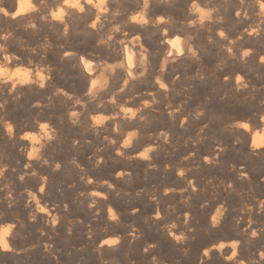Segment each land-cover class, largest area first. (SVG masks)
<instances>
[{"label": "rangeland", "instance_id": "1", "mask_svg": "<svg viewBox=\"0 0 264 264\" xmlns=\"http://www.w3.org/2000/svg\"><path fill=\"white\" fill-rule=\"evenodd\" d=\"M10 1L11 0H5L6 7H9ZM214 1L215 0H210V3L219 7L220 14L223 16V23L221 24L206 25L203 29L196 28L195 30L189 29L188 27L186 28L185 24L183 23L185 20L186 0H174L176 5L174 4L170 7L167 6L168 9L166 7L163 8L161 4H158L162 8L161 9L159 7V9L158 6L154 4L155 6L151 7L153 8V10L149 11L152 12L149 13L150 17L152 18L161 15L165 17H172V22L170 25H162L157 28L149 24V27L151 28L147 30L148 32L139 27H136V29H134V27L126 26L127 30L125 28L126 31H128L129 29L128 32L130 36L135 35V33L136 35L139 34L141 36V42L150 50V54L153 55H150L151 70L149 69L148 72L150 76L147 74L142 78V80H136L134 81V83L131 82L129 86L130 91L129 89L125 91L127 95L124 92L123 94L125 96L121 94L123 97L120 95V98H118L119 101H123V98L136 94V92L138 91L137 93L141 95H139L137 97V100L134 101L130 106H138L141 100L148 98L146 97L147 93L152 92L150 91V89H148L149 85L147 84L153 81V76L158 73L157 68L159 69L165 51L169 48L168 44L162 43V41L167 38H164L163 34L161 33V27L168 28V38H173L176 36L184 38V36L188 34H193V46L198 50V56L200 57L199 60L188 58L184 62L172 61L171 65H169L170 63L167 65L168 67H166L165 69L166 71L164 79L165 82L169 85V91L167 94H165L163 91H160V94L158 93L160 102L157 106H155L156 111L152 109L145 110V121L141 122L139 120H136L134 121L136 122V125H131L129 124L130 122L128 123L126 121H117L120 124L122 130H140V135L134 142V146L128 149V155L130 154L129 156H135V154L144 146L155 143L156 137L158 136L159 132L166 131L169 134V143L164 144L162 142H159V147L152 154L153 159L151 161H144L140 160L139 158L126 159L115 155V147L109 144L107 141H104L105 136H109V138H115L117 140L120 139L119 136L112 132V128L114 125L113 121H108L109 125L106 123L107 125H105V130L101 129L99 130V132H94L89 127L85 128L82 126V124H79L81 128L79 127V125H68L69 121H64V119L65 117L68 118L66 115L69 108V101L63 96H56L55 99H44L45 102L42 103L43 109L41 107L37 109V115L41 116L44 113L39 121L49 122L50 125L54 127L56 126L57 128L59 127L57 129L59 135L56 139L54 148L50 150L51 153L49 152L48 158L58 157L57 159H55V163H60L62 167L59 171L51 170L48 171V173L45 172V175L42 174L43 176L47 177V182H49L46 183V189L43 193L44 196L42 194L41 196H38V199L40 198L42 200V203L48 204L49 211H51L52 214L55 213L54 215L57 214L59 216L60 223L54 230H52L50 227L45 228V224H43V222L40 223L39 221H36L26 223L24 231L27 232L28 242H36L37 240L39 242L41 239H46L45 242H49L48 237L51 236V243H53L56 254L63 257V264H97L98 261L108 257L104 251H97L100 242L105 238V236H119L121 238L120 244H124L123 247L125 249H128V255H134L136 257L138 264H148L145 255H143L142 253V249L147 242L155 243L157 245L155 252L158 253L164 264H195V260L192 254H194L193 251L196 250L198 244L201 241H207L208 238H217L215 237L218 235L217 231L208 232L204 229L202 225V214L200 211L198 215H193L186 207H184L185 205H182L184 204L183 199L180 200L177 196V198L175 196L168 197V195H164L163 192V189L165 187L175 182V178L178 177L177 169L181 168L187 170L185 176L182 178L188 177V179L193 180V183L196 182L197 184H199V189L194 198L197 201H201L202 205H205V201H207V203L209 201H214L213 199H215V196L220 195L222 188H227L230 184L231 189L234 188L232 179L233 177L239 175L241 171L247 174H264V157L261 156V154L256 150L254 153L253 150L249 149L250 147H248L246 151L242 149V144L245 139L248 140V143L250 144V136L252 135V133L254 134V131L256 130V127L253 126L254 121L256 119L259 120V116L261 114H264V64L259 63V56L264 55V45L262 44V46L258 42L253 43V38L250 39L249 37L245 36V34L242 39L238 40L236 44L232 45L233 52L237 56H239L241 50L251 48L253 50V54L246 58L244 62H240L239 60H232L225 50V46L228 42L218 37L217 32L219 30H223L225 31L229 39L234 40L242 33L244 25L242 22H239L233 15V9L236 7V0ZM126 4L130 6H127ZM131 4H134V0H121V10L122 12L124 11L123 14H128L129 11L130 14L132 11L138 9ZM0 20L2 21H0V26H7L9 30L14 31V39L16 40H14V43L16 44V46H18L16 47L14 43H12L13 39H10V42H8L10 51L12 49L13 52H17L18 50H20V41H24L28 46L33 47L42 43L45 36L48 38V43L50 46L47 48L46 52H44L45 58L43 60V63L52 68V82L54 83H52L53 86L55 85L56 88H63L69 94L80 95L83 93V91L81 92L82 82L77 71V67L79 66L78 63H80V54L86 56V58L95 57L97 59H104L109 62L118 61V59L112 57L113 50H106V46H103L105 49L102 46H99L98 51V46H96L97 40L95 41V39H93L91 36L87 34L85 35L79 28V30H75L77 32H75L74 30H70V32H72L70 33V38L66 40L65 37L61 34L62 30H57L54 25L53 26L55 28L52 27V25H47V23H44V25L42 23L40 24L42 26L39 25L40 28L39 31H36V34V32L34 31H25L22 27H18V25L20 26V23L17 20V22H12L10 19H5L3 17H0ZM43 26H45L46 28ZM80 31L82 34L78 36V33L80 34ZM57 33L60 35H57ZM61 35L62 37H60ZM80 36H82V39ZM74 37L76 40L74 39ZM209 37L212 38V43H209ZM56 38L58 40H56ZM86 39H88V41H86ZM69 42H72V44L75 43V48H71ZM85 44L88 47H85ZM65 45L66 47L68 45L69 46L66 48ZM117 46L119 45H115L113 47ZM166 46L167 48H165ZM162 48H164V50ZM52 49L54 50V52L52 51ZM67 49H70L73 53H75V55H73L75 60L70 59L68 60L69 62L62 60V58H64L63 52L68 51ZM55 53L59 55H56ZM107 53H109L110 55ZM52 54L55 55L53 56ZM58 56L59 58H57ZM38 57L39 56L31 59H33L34 62H37L39 61ZM26 59H28V57L24 58V60ZM155 61L156 63L158 62L159 65L154 63ZM222 61L224 62L223 70H218L216 68V65L218 63H221ZM151 62L155 65L153 66ZM171 66H173L174 68H171ZM169 69H172L170 70V73H168ZM200 74L204 76V79L199 78ZM237 74L243 75L245 77L246 82L249 83L248 90H241L239 92L235 90L234 78ZM148 76L151 78V80L149 78L147 80ZM226 76L229 77V79L226 80ZM111 80L112 82L110 81V85L113 88L110 87L111 90H108L109 93L107 95H110L111 91L116 90L122 83V79L118 76L117 73L111 78ZM146 80L148 81V83L146 82ZM153 89L156 88L154 87ZM53 101H55V103ZM44 103L47 107L49 104L51 105H49L48 107V109H50V112L49 110H45ZM169 104L173 105V107H179L181 109V111L176 113L174 118H170L168 115V112L170 111V109L168 108ZM25 105L26 104L23 103L18 106L19 112H21L20 114L18 113L19 115L24 116L26 115V113L29 114L34 112V109H36L33 108V105ZM95 106L96 104L94 103L88 104L86 107L87 111L85 112V115L83 117L89 118L88 114L90 113L110 115L114 111L112 110L110 113V110L105 106L104 108H106L107 110H103L104 108L98 109ZM25 107L28 109H25ZM40 109H42V111ZM197 109H200L204 112V115L199 119L194 118V112ZM83 117L82 119H84ZM186 117V123L181 126V121L185 120ZM187 121L189 123H187ZM62 122L64 126L61 125ZM241 122L250 123L249 127L250 129H252V131L248 130L247 135L243 133L242 129H235L231 127L232 124ZM137 125L138 127H136ZM108 126L111 130H109ZM36 129L26 126L22 129V131L25 132L21 131V135L26 132H35ZM201 129H203V131H201ZM84 135H88L87 137L89 139H85L86 136ZM101 135L105 136L100 137ZM110 135H113V137H111ZM150 138H152V140ZM236 138H240L239 144L235 142L237 140ZM76 140L79 144H74V141ZM84 140L86 141V143ZM106 143L108 144L106 145ZM227 143H229V145ZM136 145L139 146L136 147ZM219 147H222L223 149H220ZM8 149L9 147L5 148V150ZM98 149H100V152L97 151ZM219 149L221 152L219 151ZM213 151H216L220 155L215 154ZM104 152L106 153L104 154ZM250 152L251 154H253L251 155ZM108 153L110 156L108 155ZM186 156L190 158L185 160L184 157ZM98 157H102L104 164L102 163L101 166L96 167L94 162ZM104 157H107V159ZM205 157H207L208 160L210 159L209 161L211 162H206ZM73 158H77L76 160L79 162V164L83 167V169L85 168L83 173L80 171V169L76 168L71 163ZM90 159L93 160L90 161ZM150 163H152V165ZM126 170H130V176H124L122 178L119 177V179L116 178V173L118 171L126 172ZM50 172L52 174H55L52 175L50 174ZM234 173H236L237 175ZM81 175L95 178V181L107 180L111 182L114 186L112 189V196H107V199H104L102 196L103 201L99 202L97 200V207L94 209H90L88 207V198L86 196L82 197L80 193H87L89 191L96 190L97 185L95 183H93L94 186L93 184L87 185L83 183L80 180ZM29 182L30 183H28L26 191L34 190L32 189V181ZM226 184H228V186H226ZM97 190L100 191L101 189ZM162 193L163 196H166L164 199H160L159 197V195H161ZM42 196L44 197V199H42ZM166 199L169 201H167ZM230 199L231 201H233L232 196H230ZM65 205L67 206L66 209ZM108 207H112L117 211L118 215L120 216L119 223L110 222L107 219ZM157 210H159L161 213L160 220H156L154 218ZM185 213L187 214L188 224L190 223L189 225L184 224ZM172 221L177 222L178 225H180L181 230L187 231V229H191V231L187 232V235L188 233L193 234L192 237H189V239H192L191 245L185 247V249H187V254H185L184 248V252L182 251L181 253H178L173 247H171V238H169L167 233L162 230V226L164 224ZM132 228L137 229L139 233L142 234L141 240L131 242L132 237L129 235V232ZM69 229H71L70 235L68 232ZM41 230L46 231V235L43 238L40 237ZM107 231L111 233H109L108 235H103V233ZM122 239L131 240H129L127 243H124ZM170 249L173 251H171ZM38 250L39 249L37 248L35 251H33L30 254L31 256H29V258L35 259L36 261L40 260L39 257L41 253ZM189 253L191 255H189ZM116 260L111 264H124V259H122L121 256L117 257Z\"/></svg>", "mask_w": 264, "mask_h": 264}, {"label": "clouds", "instance_id": "2", "mask_svg": "<svg viewBox=\"0 0 264 264\" xmlns=\"http://www.w3.org/2000/svg\"><path fill=\"white\" fill-rule=\"evenodd\" d=\"M163 3L172 6L174 0H163ZM150 0H138V9L131 12L125 19L121 20L123 15L121 10V0H16L15 7H6L5 0H0V15L4 18L16 21L17 18L23 19V24L18 26L23 30L39 31V25L47 23L50 26L53 24L63 25L62 35L67 37L69 35L70 25L68 23L69 18L73 13L83 15L88 13L90 15V21L86 25L91 30L103 32L97 39V46H121L119 49V59L116 62H109L104 59H97L95 57H88L81 55L79 61L84 69H87V75L90 77L89 86L80 95H72L65 91L63 88H56L52 95L63 96L69 101V108L67 112L68 121L73 126H78L81 123V118L85 115L86 107L88 104L95 103L98 109L104 108L105 104L113 106V114H88L89 115V128L94 132H99L106 125V122L113 121L114 125L112 132L120 137L119 140L115 138L104 137V140L109 144L115 146V155L121 158L132 159L139 158L144 161H151L152 154L158 149L159 142L164 144L169 143V134L166 131L159 132L156 137V143L144 146L139 150L135 157L129 156L128 149L134 146V142L140 135L139 129L122 130L119 121L132 122L139 120L141 122L146 120L144 114L145 110H155V106L159 104L158 93L163 91L165 94L169 91V85L165 82V69L169 63L173 60L180 58L187 53V58L193 60H199L198 50L194 48V35L188 34L184 36L183 42L185 48H181L182 40L180 36L174 39H164L162 43L170 44V48L166 49L163 56L162 63L158 69V73L153 76V83L156 86L155 91L148 92L147 97L141 100L138 106H130L137 97L141 94L136 93L126 97L123 101H119L118 98L126 90L129 89L130 83L135 80H139L145 77L150 69V50L141 42V36L139 34L130 36L128 31L125 30L126 25L129 23L137 25H149L153 27H160L162 25L167 26L172 22V17H165L163 15L155 18L150 17ZM234 17L242 22L244 27L242 33L232 40L226 35L225 31L219 30L217 32L218 37L227 41L225 46L226 52L232 60H239L244 62L246 58L253 54L251 48L241 50L239 56L233 52L232 45L244 37L246 34L249 38H261L264 37V0H236V7L233 9ZM189 29L195 30L196 28L203 29L206 25L221 24L223 23V16L220 14L219 7L210 3V0H186L185 5V20L183 22ZM161 32L165 38L168 37V28H161ZM14 31L9 30L7 26H0V91L6 90L9 96L16 93L14 99L19 100L20 95L17 92L18 86L35 85L40 89L46 88L47 84L52 81V68L43 63L45 58L44 52L50 46L48 38L45 36L42 43L37 46L30 47L24 41H20L21 51H26L29 57L39 56V61L34 62L33 59H22L16 52H12L9 49L8 41L14 39ZM212 38L209 37V43H212ZM131 45V47H129ZM133 48L137 50L133 52ZM113 50H116L113 47ZM75 55L73 52H63V57H70ZM135 57V61H134ZM223 61L216 65L218 70H223ZM259 63L264 64V55L259 56ZM97 68V71L93 73L91 70L93 67ZM121 71L124 73V79L121 85L110 95L104 94L110 89L111 78ZM200 79H204L202 74L199 75ZM229 79V77H225ZM234 88L237 92L241 90H248L249 83L246 82L243 75L237 74L234 78ZM8 101L5 99L0 102V110H3ZM79 106V110L78 107ZM34 108L39 109L40 103L33 104ZM170 111L168 115L170 118H174L176 113L181 111L179 107H173L169 104ZM204 115V112L197 109L194 112V118L199 119ZM181 121V126L186 122ZM260 121H264V114L259 116ZM0 124L3 125L6 130V134L9 138L14 137V125L13 123L0 118ZM37 129L35 132H26L19 138L24 141L31 142V147L26 150V157L29 163L25 165L26 168H32L31 161H39L42 166H52L54 171H59L62 167L60 163L50 165V161L43 157L42 150L54 142L58 137V130L50 125L49 122L37 121ZM231 127L235 129H244L251 131L249 123H236ZM203 131V129H201ZM239 143V139L235 141ZM78 143L74 141V144ZM264 148V124H260L256 127L255 134L252 136L250 149L255 150ZM97 151H100L98 149ZM190 157H184L185 160ZM206 162H211L205 157ZM71 163L83 173L84 169L79 162L73 158ZM103 163L102 157H98L95 160V166L99 167ZM15 171V169H13ZM186 169H177V175L184 177ZM8 172V166L6 164H0V181L5 179ZM31 175L36 176L37 172L33 170ZM131 173L118 171L117 177L130 176ZM247 174L240 173L241 178H246ZM25 175H19L18 180L23 182ZM41 184L38 188V193L45 192V185L47 183V177H40ZM80 180L87 184L92 185L95 183L97 189H113V184L107 180L95 181L92 177L81 175ZM231 187V185H229ZM195 191V188L192 189ZM0 191L6 192L7 207L12 208L16 203V196L7 183L0 185ZM170 189H164V195H167ZM38 193L27 190L26 198L27 205L30 209L29 221L35 222L40 214L47 213V220L45 221V228H51L54 230L60 223L58 215L52 214L49 211L47 203H42L41 199H38ZM80 195L88 198V207L94 209L97 207V198L103 195L104 199H107V195L102 194L99 190H92L87 193L81 192ZM67 206L65 205V209ZM259 209L264 211V201L259 203ZM107 219L110 222H120V216L117 211L112 207H108ZM228 211L224 204H220L214 210V214L211 215V227L215 228L222 222V218ZM242 211L250 213L252 211L250 206H246ZM156 220L161 219V213L156 211ZM240 221L237 220V224ZM184 224H188L187 214H185ZM25 222L19 217H12L11 219H5L0 214V264H6L4 258H12L11 264H22L23 258H27L37 248L42 249L43 253L50 257L53 264H57L56 252L51 243V236L48 237L49 242H44L42 239L38 242H28L27 233L24 231ZM251 229V231H249ZM162 230L167 233L178 245H183L185 241L189 239L187 232L191 229L181 230L180 225L177 222L172 221L164 224ZM69 235L71 229L68 230ZM245 234L249 239L257 238L261 234H264V228H253V221L249 219L247 228L244 229ZM46 232L41 230L40 237L43 238ZM132 237V241L142 239V234L135 228H132L129 232ZM121 242V238L116 236L115 238L105 239L104 245L118 246ZM130 242V243H131ZM241 245L240 240H233L230 243L218 242L202 251L201 264H204V258H208L210 253L214 250L224 255V259L230 264H264V249H258L252 256L247 259L239 258V247ZM157 245L155 243H146L142 249L143 255H145L148 264H164L158 253L155 252ZM228 248L230 254H224V249ZM99 252V248L97 249ZM185 254L187 249L184 250ZM103 264H111V261H103ZM124 264H138L134 255H128L124 261Z\"/></svg>", "mask_w": 264, "mask_h": 264}, {"label": "bare ground", "instance_id": "3", "mask_svg": "<svg viewBox=\"0 0 264 264\" xmlns=\"http://www.w3.org/2000/svg\"><path fill=\"white\" fill-rule=\"evenodd\" d=\"M127 1V0H125ZM176 1V0H175ZM216 1V0H215ZM214 1V2H215ZM218 1V0H217ZM129 2V1H128ZM6 3V2H5ZM131 3V2H130ZM158 6V8L160 7L158 4H161V6H163V8H167V6H169L168 4H165L163 3V0H150V10H153V8H151L152 6H155V5ZM175 4V2H174ZM173 4V5H174ZM127 5V4H126ZM125 5V6H126ZM133 6H135L136 8H138V0H134V4H131ZM176 5V4H175ZM178 5V4H177ZM214 5V4H213ZM16 6V0H11L10 3H9V8L11 7H15ZM127 6H130V5H127ZM126 6V7H127ZM170 7V6H169ZM181 7V6H180ZM133 8V7H132ZM156 8V7H155ZM161 8V7H160ZM159 8V9H160ZM130 9V7H129ZM128 9V11H129ZM134 9V8H133ZM131 9V10H133ZM162 9V8H161ZM168 9V8H167ZM172 9V8H171ZM179 9V8H178ZM125 10V9H124ZM170 10V9H169ZM126 11V10H125ZM172 11V10H171ZM124 12V11H123ZM130 12V11H129ZM128 12V14H129ZM133 12V11H132ZM155 12V11H154ZM178 12V11H177ZM149 13H152V12H149ZM127 13L123 14L120 19H125L126 16L128 15ZM150 15V14H149ZM170 15V14H169ZM177 15V14H176ZM0 17H3L2 15H0ZM170 17V16H169ZM227 17V16H226ZM4 18V17H3ZM7 19V18H5ZM1 21V20H0ZM17 21L21 24H23V19L22 18H17ZM16 21V22H17ZM90 21V15L88 13H85L83 15H80V14H76V13H73V15L69 18L68 20V23L70 25V30H77L78 28L86 35H89L91 36L93 39H95V41L101 36L103 35V32H98L96 30H91L89 28L86 27V25L89 23ZM2 22V21H1ZM13 22V21H12ZM178 22V21H177ZM174 24V23H173ZM17 25V24H16ZM44 25V23H43ZM49 25V24H47ZM57 30H62L63 28V25H60L58 23L56 24H53ZM52 25V27H54ZM19 26V25H18ZM42 26V25H40ZM46 26V25H45ZM43 26V27H45ZM50 26V25H49ZM126 26H130V27H134V29H136V27H139V28H143L144 30H149L151 27H149V25H144V26H141V25H137V24H132V23H129L127 24ZM174 26V25H173ZM47 27V26H46ZM45 27V28H46ZM54 27V28H55ZM40 28V27H39ZM48 28V27H47ZM159 28V27H158ZM162 28V27H161ZM187 28V27H186ZM14 29V28H13ZM17 29V28H16ZM42 29V28H41ZM50 29V28H49ZM52 29V28H51ZM78 29V30H79ZM198 29V28H197ZM22 30V29H21ZM46 30V29H45ZM69 30V35L67 37H65L66 40H68L70 38V32ZM127 30V28H126ZM131 30V28H130ZM139 30V29H138ZM32 31V30H31ZM80 31V34L78 33V36L81 35ZM129 31V29H128ZM133 31V30H132ZM137 31V30H136ZM143 31V30H142ZM156 31V30H155ZM159 31V29H158ZM36 32V31H34ZM61 32V31H60ZM59 32V33H60ZM77 32V31H75ZM74 32V33H75ZM79 32V31H78ZM148 32V31H147ZM184 32V31H183ZM188 32V31H187ZM20 33V32H19ZM39 33V32H38ZM129 33V32H128ZM162 33V32H161ZM35 34V33H34ZM37 34V32H36ZM24 35V34H23ZM27 35V34H26ZM55 35V34H54ZM57 35H60L57 33ZM73 35H76V34H73ZM136 35V33H135ZM150 35V34H149ZM152 36V35H151ZM174 36V35H173ZM246 36V35H245ZM41 37V36H40ZM62 37V35L60 36ZM81 39H82V36H80ZM172 37V36H170ZM177 37V36H176ZM176 37H173V38H168L167 39H174ZM29 38V37H28ZM77 38V36H76ZM165 38V37H164ZM181 40H182V44H181V48L184 49L185 48V44L183 42V38L180 37ZM32 39V38H31ZM35 39V38H34ZM64 39V40H65ZM75 39V37H74ZM155 39V38H154ZM251 39V38H250ZM14 40L12 41V43H14ZM18 40V39H17ZM36 40V39H35ZM56 40H58L56 38ZM55 40V41H56ZM60 40V39H59ZM62 40V39H61ZM71 40V39H70ZM76 40V39H75ZM80 40V39H79ZM16 41V40H15ZM86 41H88V39H86ZM157 41V40H155ZM251 41V40H250ZM253 43L254 42H258L260 43L261 45L263 44L264 45V37H261V38H253L252 39ZM10 42V41H8ZM27 42V41H26ZM62 42V41H61ZM80 42V41H79ZM152 42V41H151ZM18 43V42H17ZM150 43V42H149ZM54 44V43H53ZM52 44V45H53ZM62 44V43H61ZM67 44V43H66ZM70 47L71 48H75V43L72 44V42L70 43ZM80 44V43H78ZM77 44V45H78ZM82 44V43H81ZM88 44V43H87ZM89 44H90V41H89ZM14 45L16 46V44L14 43ZM33 45V44H32ZM55 45V44H54ZM53 45V46H54ZM59 45V44H58ZM95 45V44H94ZM262 45V46H263ZM11 46V45H10ZM14 46V47H15ZM18 46V45H17ZM16 46V47H17ZM69 46V45H68ZM67 46V47H68ZM97 46V45H96ZM152 46V45H151ZM169 48H170V44H168ZM20 47V46H19ZM66 47V45H65ZM66 47V48H67ZM85 47H88L86 44H85ZM84 47V48H85ZM92 47V46H91ZM95 47V46H94ZM103 47V46H102ZM121 46H117L115 47L116 50H113V46H106V50H113L112 51V54L114 58L116 59H119V48ZM129 47H131V45H129ZM155 47V46H154ZM164 47V46H163ZM13 48V47H12ZM63 48V47H62ZM104 48V47H103ZM112 48V49H110ZM167 48V46L165 47ZM18 49V48H17ZM65 49V48H64ZM98 51H99V47H97ZM105 49V48H104ZM164 50V48H162ZM13 50V49H12ZM11 50V51H12ZM16 50V49H15ZM60 50V49H59ZM66 50V49H65ZM68 50V49H67ZM70 50V49H69ZM68 52H72L71 50ZM73 50V49H72ZM85 50V49H84ZM83 50V51H84ZM96 50V49H95ZM102 50V48H101ZM100 50V51H101ZM17 51V50H16ZM52 51L54 52V50L52 49ZM57 51V50H56ZM81 51V50H80ZM79 51V52H80ZM82 51V52H83ZM136 51V48H133V52ZM13 52V51H12ZM107 52V51H106ZM154 52V51H153ZM18 55H20L22 57V59L24 58H34V57H29L28 54L26 53V51H21L18 50L16 52ZM50 53V52H49ZM59 53V51H58ZM84 53V52H83ZM101 53V52H100ZM44 54V53H43ZM56 54V53H55ZM54 54V55H55ZM78 54V53H77ZM106 54V53H105ZM109 54V53H107ZM158 54V53H157ZM256 54V53H255ZM53 55V54H52ZM53 55V56H54ZM56 55H59V54H56ZM110 55V54H109ZM51 56V55H50ZM52 56V57H53ZM81 56V54L79 55ZM153 56V55H151ZM37 57V56H35ZM61 57V56H60ZM86 57V56H85ZM39 58V57H38ZM55 58V57H54ZM59 58V56L57 57ZM62 58V57H61ZM88 58V57H87ZM70 59H74L75 58L73 56H70V57H64L62 58L63 61H68ZM115 59V60H116ZM163 59V58H162ZM188 58H187V53L185 52V55L184 56H181L180 58L176 59V60H173V61H178V62H184L186 61ZM60 60V59H59ZM114 60V59H113ZM134 61H135V57H134ZM154 61V59H153ZM152 61V62H153ZM69 62V61H68ZM80 62V61H79ZM116 62V61H115ZM151 62V63H152ZM162 62V60H161ZM156 63V61L154 62ZM187 63V62H186ZM45 64V63H44ZM61 64V63H60ZM76 64V63H75ZM79 66L77 67V71H78V74L80 75V79H81V92L89 86V80H90V77L87 75V72L88 70L87 69H84L82 67V64L81 63H78ZM156 64L159 65V63L157 62ZM152 65L154 66L155 64L152 63ZM171 65V63L169 64ZM187 65V64H186ZM261 65V64H260ZM57 66V65H56ZM151 66V64H150ZM175 66V65H174ZM156 67V66H155ZM168 67V66H167ZM55 68V67H54ZM154 68V67H153ZM157 68V67H156ZM171 68H174L173 66H171ZM155 69V68H154ZM151 70V69H150ZM170 70L172 69H169V72L170 73ZM93 73H95L97 71V68L93 67V69L91 70ZM157 71H158V68H157ZM166 71V70H165ZM54 72V71H53ZM151 73V72H150ZM155 73V72H154ZM58 74V73H57ZM117 74L118 76L123 80L124 79V73L121 72V71H117ZM264 74V73H263ZM52 75V73H51ZM54 75V74H53ZM75 75V73H74ZM149 75V74H148ZM152 75V74H151ZM167 75V74H166ZM175 75V74H174ZM150 76V75H149ZM147 77V80L148 78L151 80L150 77ZM180 77V76H179ZM114 79V78H113ZM62 80V79H61ZM118 80V79H117ZM116 80V81H117ZM140 80V79H139ZM142 80V78H141ZM146 80V82L148 83V81ZM153 80V79H152ZM121 81V80H120ZM136 81V80H135ZM192 81V80H191ZM73 82V81H72ZM112 82V80H111ZM118 82V81H117ZM122 82V81H121ZM134 83V81H132ZM144 82V80H143ZM53 82L51 81L50 83L47 84L46 88L44 89H40L38 88L37 86L35 85H25V86H18V89H17V92L19 93L20 95V99L19 100H16L14 99V96L16 95V93H13L12 96H9L7 91L4 90V91H0V102H3L5 99H7L8 103L7 105L5 106V108L3 110H0V118L4 119V120H7L11 123H13L14 125V137L13 138H9L6 134V130L4 129L3 125L0 124V164H6L8 166V172L6 173V176H5V179L3 181H0V185H2L3 183H7L11 190H13L15 196H16V203L15 205L10 209L7 207V201H6V192H2L0 191V214H2L4 216L5 219H11L12 217H19L21 218L25 224L30 222L29 221V212H30V209L28 207H26L27 205V198H26V188L28 186V183H30L29 181H32V189L34 190H31V191H34V192H37L38 193V188L41 184V180H40V177L43 176L42 174H44L45 172L48 173V171H51L53 170V167L52 166H42L41 163L39 161H31V164H32V168H26L25 165L27 163H29V161L27 160V157H26V150L28 148L31 147V142L29 141H24V140H21L19 137L22 136L21 135V131L24 127H29V128H33V129H36L38 127L37 125V121L40 120V118L42 117V114L41 116L40 115H37V108L34 109V112L32 113H26V115H19L21 112H19V109H18V106L21 105V104H26V105H30L32 106L33 104L39 102L40 105H41V108H42V103L45 102L44 99H49V98H54L56 96H53L52 93L53 91L55 90L56 86L52 84ZM138 83V82H137ZM142 83V82H141ZM145 83V84H147ZM170 83V82H169ZM114 84V83H113ZM136 84V83H135ZM144 84V85H145ZM115 85V84H114ZM120 85V84H119ZM134 85V84H133ZM148 89H150V91L153 92V89L154 87L156 88V86L154 85L153 81H151L149 84ZM175 85V84H174ZM146 86V85H145ZM111 87V85H110ZM136 87V85H135ZM113 88V87H111ZM110 88V90H111ZM145 88V87H143ZM114 90V89H113ZM134 90V89H132ZM177 90V89H176ZM130 91V89H129ZM136 91V90H135ZM172 91V90H171ZM112 92V91H111ZM138 92V91H137ZM136 92V93H137ZM109 93L106 92L104 95L107 96V94ZM130 93V92H129ZM162 93V92H161ZM126 94V92H125ZM160 94V93H159ZM164 94V93H163ZM124 95V94H123ZM127 95V94H126ZM131 95V94H130ZM178 95V94H177ZM122 96V95H121ZM125 96V95H124ZM123 97V96H122ZM147 97V96H146ZM179 97V96H178ZM120 98V97H119ZM143 98V97H142ZM59 99V98H58ZM61 99V98H60ZM63 99V98H62ZM122 99V98H121ZM125 99V98H123ZM119 100V99H118ZM50 101V100H49ZM48 101V102H49ZM164 101V100H162ZM47 102V101H46ZM55 103V101H53ZM67 102V101H66ZM162 103V102H161ZM93 104V103H91ZM95 104V103H94ZM25 105V106H26ZM50 105V104H49ZM48 105V107H49ZM65 105V104H64ZM161 105V104H160ZM44 108L45 110H49L50 112V109H48V107L45 105L44 103ZM51 106V105H50ZM53 107V105H52ZM65 107V106H64ZM78 107V106H77ZM96 107V106H95ZM105 107L107 109L110 110V113L113 109V106L112 105H109V104H105ZM34 108V107H33ZM106 108H104L103 110H107ZM159 108V107H158ZM25 109H28L25 107ZM43 109V108H42ZM42 109H40L42 111ZM53 110V109H52ZM59 110V109H58ZM21 111V110H20ZM26 111V110H24ZM62 111V110H61ZM87 111V110H86ZM85 111V112H86ZM95 111V110H93ZM98 111V110H97ZM156 111V110H155ZM31 112V111H29ZM53 112V111H52ZM55 112V111H54ZM185 112V111H184ZM211 112V111H210ZM255 112V111H254ZM19 113V114H18ZM263 113V112H262ZM28 114V115H27ZM53 114V113H52ZM91 114V113H90ZM109 114V113H108ZM113 114V113H111ZM110 114V115H111ZM47 115V114H46ZM166 115V114H165ZM260 115V114H259ZM59 116V115H58ZM62 116V115H61ZM67 116V115H66ZM45 117V116H44ZM89 117V115H88ZM60 118V116H59ZM84 118V117H83ZM56 119V118H55ZM61 119V118H60ZM191 119V118H190ZM254 119V118H253ZM63 121V120H62ZM64 121H68V118L65 117ZM110 122V121H109ZM112 122V121H111ZM127 122V121H126ZM58 123V122H57ZM56 123V124H57ZM89 123H90V120L89 118L85 117L84 119L81 118V123L83 127H89ZM108 125L109 123L106 122ZM125 123V122H124ZM129 123V122H128ZM180 123V122H179ZM178 123V124H179ZM186 123V122H185ZM187 123H189L187 121ZM242 123V122H241ZM106 124V125H107ZM129 124L131 125H136V122L132 121L130 122ZM141 124V123H139ZM138 124V125H139ZM250 124V123H249ZM252 124V123H251ZM260 124H264V121H260V120H255L254 123H253V126L254 127H257L258 125ZM59 125V124H58ZM63 125V122L62 124ZM66 125V124H65ZM70 125V123L68 124ZM112 125V124H111ZM125 125V124H124ZM138 125L136 127H138ZM64 126V125H63ZM67 126V125H66ZM140 126V125H139ZM176 126V125H175ZM250 126V125H249ZM252 126V125H251ZM56 127V126H55ZM80 127V125H79ZM77 127V128H79ZM107 127V126H106ZM128 127V126H127ZM135 127V128H136ZM59 128V127H58ZM56 127V129H58ZM64 128V127H63ZM81 128V127H80ZM84 128V129H85ZM109 128V126H108ZM89 129V128H88ZM105 130V127L103 128ZM107 130V129H106ZM109 130H111L109 128ZM243 130V133L245 135H247L248 133V130ZM75 131V130H74ZM252 131V129H251ZM22 132H25V131H22ZM112 133V132H111ZM238 133V132H237ZM68 134V133H67ZM81 134V133H79ZM254 134H255V131H254ZM252 133L249 134L251 135L250 136V144H251V139H252V136L254 135ZM59 135V134H58ZM94 135V134H93ZM233 135V134H232ZM231 135V136H232ZM83 136V134H82ZM86 136V135H84ZM88 136V135H87ZM86 136L85 139H89L88 137ZM99 136V135H97ZM104 137L105 135H101L100 137ZM111 136V135H110ZM237 136V135H236ZM66 137V136H65ZM99 137V138H100ZM109 137V136H108ZM113 137V135L111 136ZM156 137V136H155ZM238 137V136H237ZM242 137V136H240ZM78 138V137H77ZM76 138V139H77ZM98 138V137H97ZM234 138V137H233ZM60 139V138H58ZM62 139V138H61ZM93 139V137H92ZM152 140V138H150ZM238 139V138H236ZM240 139V138H239ZM82 140V139H81ZM97 140V139H95ZM230 140V139H228ZM57 141H60V140H57ZM77 141V140H76ZM85 141V140H84ZM105 141V140H104ZM102 141V142H104ZM97 142V141H96ZM56 143V140L52 143H50L49 145H47L43 150V157L44 158H47L49 161H50V165H54L55 164V159H57L58 155L56 156L57 158H48V155H49V152L52 148H54V145ZM86 143V141H85ZM100 143V142H99ZM156 143V141H155ZM198 143V142H197ZM59 144V143H58ZM61 144V143H60ZM79 144V143H78ZM108 143H106L107 145ZM229 145V143H227ZM239 144V143H238ZM248 140L245 139V141L243 142L242 144V149L244 151H246V149H248V147H250V144L248 145ZM86 145V144H85ZM221 145V144H220ZM219 145V146H220ZM227 145V146H228ZM109 146V145H108ZM139 146V145H138ZM136 145V147H138ZM226 146V145H225ZM6 147H9L8 150H5ZM80 147V146H79ZM107 147V146H106ZM110 147V146H109ZM115 147V146H114ZM218 147V146H217ZM240 147V146H239ZM238 147V148H239ZM62 148V147H61ZM75 148V147H74ZM113 148V147H112ZM220 149L222 147H219ZM108 149H111V148H108ZM217 149V148H215ZM214 149V150H215ZM219 149V151H220ZM223 149V148H222ZM250 149V148H249ZM229 150V149H228ZM251 150V149H250ZM55 151V150H54ZM127 153L129 152L128 150H126ZM218 151V152H219ZM224 151V150H223ZM243 151V152H244ZM258 151L261 156L264 157V148L262 149H258L256 150ZM96 152V151H95ZM100 152V151H99ZM107 152V151H106ZM104 152V154L106 153ZM111 152V151H110ZM109 152V153H110ZM214 152V151H213ZM221 152V151H220ZM51 153V152H50ZM102 153V152H101ZM108 153V155H109ZM113 153V152H112ZM215 154H218L216 151L214 152ZM255 153V152H254ZM79 154V153H78ZM91 154V153H90ZM98 154V153H96ZM133 154V153H132ZM214 154V155H215ZM248 154V153H247ZM251 154V152H250ZM253 154V153H252ZM251 154V155H252ZM259 154V156H260ZM130 155V154H129ZM220 155V154H218ZM243 155V154H242ZM258 155V154H257ZM68 156V155H67ZM105 156V155H104ZM110 156V155H109ZM216 156V155H215ZM224 156V155H223ZM248 156V155H247ZM62 157V156H61ZM135 157V156H133ZM222 157V156H221ZM107 159V157H104ZM244 158V157H243ZM255 158V156H254ZM66 159V158H65ZM68 159V158H67ZM77 159V158H76ZM97 159V158H96ZM138 159V158H137ZM153 159V158H152ZM60 160V159H59ZM93 160V159H90V161ZM111 160V159H110ZM141 160V159H140ZM210 160V159H209ZM259 160V159H258ZM58 161V160H57ZM107 161V160H106ZM105 161V162H106ZM115 161V160H114ZM246 161V160H245ZM69 162V161H68ZM93 162V161H92ZM117 162V161H116ZM142 162V161H141ZM57 163V162H56ZM95 163V162H94ZM90 164V163H89ZM104 164V163H103ZM114 164V163H113ZM152 165V163H150ZM149 164V165H150ZM84 165V164H83ZM147 165V164H146ZM109 166V165H108ZM257 166V165H256ZM242 167V166H241ZM246 167V166H245ZM255 167V166H254ZM64 168V167H63ZM240 168V167H239ZM244 168V167H243ZM13 169H15V171H13ZM85 169V168H84ZM242 169V168H241ZM245 169V168H244ZM250 169V168H249ZM35 170L37 172V175L36 176H33L31 175V172ZM105 170V169H104ZM112 170V169H111ZM251 170V169H250ZM65 171V170H64ZM239 171V170H238ZM87 172V171H86ZM240 172V171H239ZM242 172V171H241ZM240 172V173H241ZM253 172V170H252ZM76 173V172H75ZM88 173V172H87ZM126 173H131L130 170H126ZM191 173V172H190ZM50 174H52L50 172ZM55 174V173H53ZM52 174V175H53ZM78 174V173H77ZM76 174V175H77ZM115 174V173H114ZM236 174V173H234ZM239 174V173H238ZM247 174V173H246ZM19 175H25V179L23 182H20L18 180V176ZM45 175V174H44ZM57 175V174H56ZM55 175V176H56ZM80 175V174H79ZM237 175V174H236ZM107 176V175H106ZM176 176V175H175ZM189 176V175H188ZM170 177V176H169ZM201 177V176H200ZM72 178V177H71ZM117 179H119V177H116ZM137 178V177H136ZM194 178V177H193ZM212 178V177H211ZM95 179V178H93ZM129 179V178H128ZM196 179V178H195ZM231 179V178H229ZM48 180V179H47ZM200 180V179H199ZM224 180V179H223ZM97 181V180H96ZM122 181V180H121ZM125 181V180H124ZM172 181V180H171ZM196 181V180H195ZM202 181V180H201ZM206 181V180H205ZM204 181V182H205ZM209 181V180H208ZM49 182V181H48ZM47 182V183H48ZM117 182V181H116ZM115 182V183H116ZM128 182V181H127ZM169 182V181H168ZM203 182V181H202ZM214 182V181H213ZM217 182V181H216ZM221 182V181H220ZM232 182L234 184V188L231 189V187H227V188H222V191L220 193V195H216L215 196V199H213L214 201H209L207 203V201H205V205H202L201 204V201H197L194 197L196 196V193L199 189V184H196L193 183V180H190L187 178H182L180 176H178L177 178H175V182L173 184H170L169 186L165 187L164 189H170V191L168 192V197H178L180 200L183 199V202L184 204L182 205H185L184 207H186L193 215L196 214L198 215L199 211L201 212L202 214V225L204 227V229L206 231H217L218 232V235L215 236L217 237L216 239H207V241H201L199 244H198V247L196 248V250L193 251L194 254L193 257H194V260H195V264H201V260H202V251L214 244H217L218 242H224V243H230L231 241L233 240H240L241 241V245L239 247V258L241 259H247L248 257L252 256L258 249H264V234H261L260 236H258L257 238H253V239H249L247 237V235L245 234L244 232V229L247 228V225H248V221L249 219H251L253 221V228H256V229H261V228H264V211L260 210L259 209V203L261 201H264V174H261V175H257V174H247L246 178H241L240 177V174L233 177L232 179ZM58 183V182H57ZM111 183V182H110ZM199 183V182H198ZM226 183V182H225ZM207 184V183H206ZM212 184V183H211ZM214 184V183H213ZM219 184V183H218ZM230 184V183H229ZM49 185V184H48ZM231 185V184H230ZM94 186V184H93ZM163 186V185H162ZM203 186V185H202ZM226 186H228V184H226ZM46 187V185H45ZM48 187V186H47ZM97 187V186H96ZM95 187V189H96ZM119 187V186H118ZM220 187V186H219ZM53 188V187H52ZM195 188V191H193L192 189ZM203 188V187H202ZM221 188V187H220ZM46 189V188H45ZM163 189V190H164ZM57 190V189H56ZM78 190V189H77ZM88 190V189H87ZM97 190V189H96ZM206 190V189H205ZM54 191V190H53ZM58 191V190H57ZM102 192V194L104 195H107V196H112V189H107L106 187L101 189L100 190ZM200 191V190H199ZM213 191V190H212ZM211 191V192H212ZM56 192V191H55ZM158 192V191H157ZM164 192V191H163ZM145 193V192H144ZM43 194V193H42ZM42 194H39L38 193V196H41ZM204 194V193H203ZM214 194V193H212ZM44 196V194H43ZM42 196V199H44V197ZM103 196V195H102ZM101 197H98L97 200L99 202H102L103 201V198ZM213 196V195H212ZM230 196H232V200L230 199ZM115 197V196H114ZM158 197V196H157ZM160 199H164L166 196H163V193L161 195H159ZM176 197V198H177ZM214 197V196H213ZM40 199V198H39ZM204 199V198H203ZM167 200V199H166ZM171 200V198H170ZM97 201V202H98ZM169 201V200H167ZM174 201V200H173ZM179 201V200H178ZM118 202V201H117ZM145 202V201H144ZM153 202V201H152ZM106 203V202H105ZM173 203V202H172ZM175 203V202H174ZM177 203V202H176ZM52 204V203H51ZM57 204V203H56ZM55 204V205H56ZM83 204V203H82ZM123 204V203H122ZM166 204V203H165ZM204 204V203H203ZM220 204H224L228 211L225 213L224 217L222 218V222L219 226L213 228L211 227V215L214 214V210L217 206H219ZM76 205V204H75ZM81 205V204H80ZM161 205V204H160ZM86 206V205H85ZM172 206V205H171ZM175 206V205H174ZM246 206H250L252 211L250 213H246L244 211H242V209H244ZM105 207V206H104ZM127 208V207H126ZM69 209V208H68ZM86 209V208H85ZM170 209V208H169ZM184 209V208H183ZM99 210V209H98ZM102 210V208H101ZM173 210V209H172ZM89 213V212H88ZM105 213V212H104ZM28 214V215H27ZM55 214V213H54ZM91 214V213H90ZM186 214V213H185ZM57 215V214H56ZM47 216V213H44V214H40L37 218L36 221H39L40 223L43 222V224H45V221L47 220L48 216ZM66 216V215H65ZM93 216V215H92ZM196 217V216H195ZM174 218V217H173ZM180 219V217H179ZM155 220V219H154ZM191 220V219H190ZM237 220L240 221L239 224H237ZM35 221V222H36ZM195 221V220H194ZM193 222V221H192ZM75 223V222H74ZM195 223V222H194ZM38 224V223H37ZM125 224V223H124ZM152 224V223H151ZM190 224V223H189ZM188 224V225H189ZM29 225V224H28ZM201 225V226H202ZM123 227V226H122ZM155 227V226H154ZM27 228V227H26ZM118 228V227H117ZM153 228V226H152ZM156 228V227H155ZM181 228V227H180ZM64 229V228H63ZM195 229V228H194ZM48 230V229H46ZM119 230V229H118ZM199 230V229H198ZM202 230V229H201ZM29 231V230H28ZM61 231V230H60ZM111 231V230H110ZM113 231V230H112ZM249 231H251V229H249ZM46 232V231H45ZM207 232V234H208ZM27 233V232H26ZM109 231L107 232H104L103 235H108ZM215 233V232H214ZM113 234V233H112ZM206 234V233H205ZM51 235V234H50ZM192 233H188V236L189 237H192ZM196 235V234H195ZM201 235V234H200ZM210 235V234H209ZM33 237V236H32ZM116 236H105V238L100 242L99 244V250L100 251H104L106 254H107V258L105 259H102L100 261H98L97 264H103V261H111V263L113 261L116 260L117 257L121 256L122 259H126V257L128 256V249L124 248L123 245L124 244H119L118 246H108V245H104L103 244V241L105 239H111V238H115ZM123 238V237H122ZM198 238V237H197ZM222 239H225V240H222ZM44 242L46 241V239H42ZM129 240L131 239H122V241L124 243H127ZM164 240V239H163ZM171 240V247H173L178 253H181L185 247H188L191 245V240L192 239H188L187 241H185V243L183 245H178L176 242H174L172 239ZM31 241V240H30ZM38 241V240H37ZM74 241V240H73ZM33 242V241H31ZM136 242V241H134ZM142 242V241H141ZM70 243V242H69ZM140 243V242H138ZM148 243V242H147ZM131 244V243H130ZM142 244V243H141ZM61 247V246H60ZM132 247V246H131ZM130 247V248H131ZM160 247V246H159ZM184 248V249H183ZM39 252L41 253L40 255V260L36 261L35 259H32V258H23L22 260V264H53L52 260L50 257L46 256L42 249L38 248ZM171 250V249H170ZM61 251V250H60ZM173 251V250H171ZM58 252V251H57ZM95 252V251H94ZM139 252V251H138ZM184 252V251H183ZM104 253V254H105ZM169 253V252H168ZM187 254V253H186ZM224 254H230L229 252V249L228 248H225L224 249ZM130 255V254H129ZM189 255H191L189 253ZM31 256V255H30ZM141 256V255H140ZM172 257V256H171ZM6 260V264H11V260L12 258H4ZM56 261H57V264H63L64 260H63V257L61 255H57L56 256ZM67 261V260H66ZM117 261V260H116ZM178 261V260H177ZM189 261V260H188ZM171 263V262H170ZM175 263V261H174ZM179 263V262H178ZM204 264H230V262H227L225 259H224V255L218 253L217 251H213L212 253H210L209 257L208 258H204Z\"/></svg>", "mask_w": 264, "mask_h": 264}]
</instances>
